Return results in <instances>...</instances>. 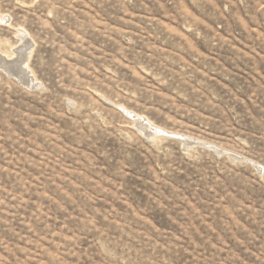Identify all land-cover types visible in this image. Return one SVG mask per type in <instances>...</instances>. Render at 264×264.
I'll return each instance as SVG.
<instances>
[{"label": "rangeland", "instance_id": "374dc122", "mask_svg": "<svg viewBox=\"0 0 264 264\" xmlns=\"http://www.w3.org/2000/svg\"><path fill=\"white\" fill-rule=\"evenodd\" d=\"M0 17L38 81L0 69V264H264V0H0Z\"/></svg>", "mask_w": 264, "mask_h": 264}, {"label": "bare ground", "instance_id": "6f19581e", "mask_svg": "<svg viewBox=\"0 0 264 264\" xmlns=\"http://www.w3.org/2000/svg\"><path fill=\"white\" fill-rule=\"evenodd\" d=\"M3 19V17H0V23L3 21ZM19 36L22 43L13 47L12 53H9L10 51L4 52L0 47V69L13 76L15 79L21 80L24 85L26 84L28 87H32L38 82L35 78H33L32 71L28 64L32 46H30V40L25 31H21ZM127 112L133 113L132 111ZM134 116L138 117L135 121L139 123L141 127L145 128V130L147 128L151 131L155 130L154 132L158 131L170 133L165 129L155 127L154 123L151 122L150 119H143V117H139L137 114H133V117ZM180 135L182 136L183 134Z\"/></svg>", "mask_w": 264, "mask_h": 264}, {"label": "water", "instance_id": "95a60500", "mask_svg": "<svg viewBox=\"0 0 264 264\" xmlns=\"http://www.w3.org/2000/svg\"><path fill=\"white\" fill-rule=\"evenodd\" d=\"M19 81V83H21L22 85L23 82L21 80H17ZM139 124V123H138ZM144 129V128H143ZM145 130V129H144ZM147 133H151V131H147L145 130ZM176 138L185 146V147H202V148H206V149H209L213 152H215L217 155H222V154H229L231 157L235 158V159H241V157H239L238 155L234 154V153H230V152H226L224 151L223 149L213 145V144H210L208 142H205V141H202V140H199V139H196V138H192V137H189V136H185V135H178L176 136Z\"/></svg>", "mask_w": 264, "mask_h": 264}]
</instances>
